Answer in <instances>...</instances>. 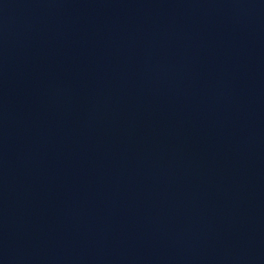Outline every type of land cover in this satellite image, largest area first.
Listing matches in <instances>:
<instances>
[{
    "label": "water",
    "instance_id": "1",
    "mask_svg": "<svg viewBox=\"0 0 264 264\" xmlns=\"http://www.w3.org/2000/svg\"><path fill=\"white\" fill-rule=\"evenodd\" d=\"M0 264H264V0H0Z\"/></svg>",
    "mask_w": 264,
    "mask_h": 264
}]
</instances>
